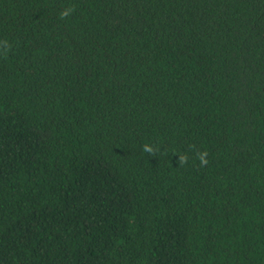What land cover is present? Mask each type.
I'll return each mask as SVG.
<instances>
[{
  "label": "trees",
  "instance_id": "obj_1",
  "mask_svg": "<svg viewBox=\"0 0 264 264\" xmlns=\"http://www.w3.org/2000/svg\"><path fill=\"white\" fill-rule=\"evenodd\" d=\"M0 264H264V0H0Z\"/></svg>",
  "mask_w": 264,
  "mask_h": 264
},
{
  "label": "clouds",
  "instance_id": "obj_2",
  "mask_svg": "<svg viewBox=\"0 0 264 264\" xmlns=\"http://www.w3.org/2000/svg\"><path fill=\"white\" fill-rule=\"evenodd\" d=\"M72 11H73V9H68V10H65V11L61 12L60 18L61 19H65L66 17H68L70 15V13ZM5 46H7L6 42H5ZM143 151L155 155V152H154L153 148L148 146V145L144 146ZM206 155H207L206 153H202L198 157L200 159L201 165H206L208 163V161L204 158ZM180 162L181 163H186L187 162V156L180 157Z\"/></svg>",
  "mask_w": 264,
  "mask_h": 264
}]
</instances>
